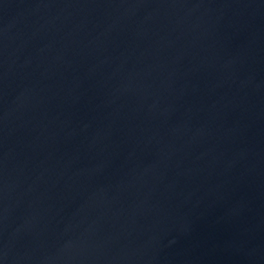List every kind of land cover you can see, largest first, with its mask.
<instances>
[{
    "label": "water",
    "instance_id": "obj_1",
    "mask_svg": "<svg viewBox=\"0 0 264 264\" xmlns=\"http://www.w3.org/2000/svg\"><path fill=\"white\" fill-rule=\"evenodd\" d=\"M0 264H264V0H0Z\"/></svg>",
    "mask_w": 264,
    "mask_h": 264
}]
</instances>
